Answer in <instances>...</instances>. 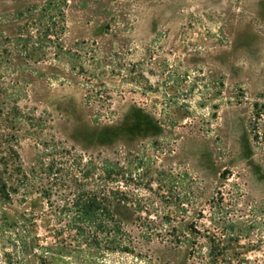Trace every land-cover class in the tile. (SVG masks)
Returning a JSON list of instances; mask_svg holds the SVG:
<instances>
[{
    "label": "rangeland",
    "instance_id": "1",
    "mask_svg": "<svg viewBox=\"0 0 264 264\" xmlns=\"http://www.w3.org/2000/svg\"><path fill=\"white\" fill-rule=\"evenodd\" d=\"M10 108L25 164L61 142L126 173L140 243L52 264H264V0H0ZM44 210L0 200V264H44Z\"/></svg>",
    "mask_w": 264,
    "mask_h": 264
},
{
    "label": "trees",
    "instance_id": "2",
    "mask_svg": "<svg viewBox=\"0 0 264 264\" xmlns=\"http://www.w3.org/2000/svg\"><path fill=\"white\" fill-rule=\"evenodd\" d=\"M15 117L11 108L0 115V200L44 202L45 210L28 218L44 231V242L34 246L41 262L52 264L56 255L69 250L133 251L140 242L122 216L134 203L122 185L126 173L120 160L60 142L38 149L25 164ZM191 257L193 264H214L213 257L205 262L195 249Z\"/></svg>",
    "mask_w": 264,
    "mask_h": 264
}]
</instances>
